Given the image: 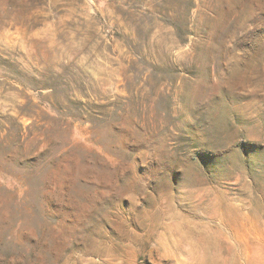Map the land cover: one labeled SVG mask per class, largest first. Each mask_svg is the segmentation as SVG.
<instances>
[{
  "label": "rangeland",
  "instance_id": "1",
  "mask_svg": "<svg viewBox=\"0 0 264 264\" xmlns=\"http://www.w3.org/2000/svg\"><path fill=\"white\" fill-rule=\"evenodd\" d=\"M0 264H264V0H0Z\"/></svg>",
  "mask_w": 264,
  "mask_h": 264
}]
</instances>
